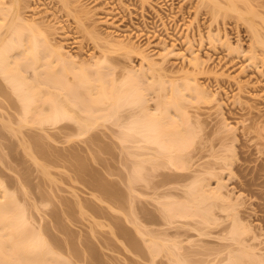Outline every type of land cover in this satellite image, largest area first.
<instances>
[{"label":"rangeland","instance_id":"1","mask_svg":"<svg viewBox=\"0 0 264 264\" xmlns=\"http://www.w3.org/2000/svg\"><path fill=\"white\" fill-rule=\"evenodd\" d=\"M8 1L9 0H0V2ZM258 2L264 4V0H259ZM199 3L200 0H21L19 3V11L22 17L25 18L28 23L36 21L35 23L42 25L41 29L42 27L43 29L41 32L47 28L46 30L49 33L47 32L46 34H50L48 38L53 41L52 43L60 46L65 54H71L76 58V61L91 62V64H93L102 59L103 56L107 57L108 60L103 62L100 66L104 67L105 71H108V74L105 72L108 78L113 75L112 78L114 77V79H116L115 81L117 84L113 83L114 85L119 84L124 74L128 76L134 71L140 75L144 69V75L142 74L144 79L141 80H144V82L146 81L149 88L140 80L142 75H140V77L138 76V80L136 79L140 82L139 84H145V88L149 89L148 91H143V104L145 102L144 107L147 106L145 110L142 109L144 113L149 110L148 113L154 112L156 113L155 115H160L163 106L158 103H161L163 97L166 96L165 98H170L171 95L175 94L176 87L171 90V81L181 84L187 77H189L190 81L192 78H197L196 81L199 80V84L205 87L204 90L207 92V96L208 94L209 96L211 95V97H209L211 98L209 102L198 104L196 102L197 99L194 98L192 93L193 91H187L177 86L179 89L176 88V90L181 91L180 93H184L186 96V101H183L184 103L180 102L183 104L182 107L190 114L189 116L193 121L197 118L201 123L200 126L202 125L201 129L195 128V133H193L195 134L194 143L191 147L186 149V151L191 150L188 152L194 153L195 157L193 159L183 158L181 153L183 155L184 151L178 154L179 159L177 158L178 155L175 157L177 158V162H181L180 166H184L185 164L183 170H177L175 166L166 164L167 160L164 158L165 160L160 159L154 162H158L157 164L161 165L163 160L162 164H165L166 167L165 165H163L164 167L158 165L159 168L161 167L162 169H158V172L154 171L151 174L152 167L150 164L146 163L144 165L147 168H144L145 171L142 172L144 176H153L154 174L156 178H152V176L149 178L150 180L155 179L154 182H156L157 179V181H161L162 179L166 180L165 176L162 178V175L165 174L161 172L171 173V177L173 175V178L174 176H178L181 172L184 173L185 175L182 174V176H185L183 181L179 180L180 183L175 181L177 185H175L176 183L174 182L171 184L173 187H176L173 191L179 194V197L175 196L171 199L175 202L180 201L182 203H185L186 199H189L188 201H191V206H194V210H200V212L195 210L199 216H197L196 219H185L186 221L183 218H174L177 223L172 220V224L174 221L176 224H174L175 226H171V224L168 225L165 221L164 224L163 220H161L162 218H160L162 217L161 209L157 211L159 208L158 206L162 204L158 202L160 200L163 202V200L160 199L158 202L155 201L159 205L152 201L157 200L155 198L156 196L154 197L155 199L151 198V200H148V198L151 197L152 189L148 188L149 191L151 190L148 192L150 195L145 196L147 191L144 192V190H146L147 187L145 188L144 185V187H137L140 188V190L135 187V189L139 190L140 194L142 192L144 199L140 198L142 195L139 196V192L137 190L135 191V189L134 193H136L132 194L139 196L135 197L136 202L137 199L141 201L137 202L139 204L138 206H136L137 203L134 204L138 212H136V210L133 211H135L137 215V218L136 216L135 218L138 220L140 227L144 226L143 231L144 229L148 231L150 227L155 228V231H159L160 236L159 234L158 236L164 237L165 232L168 234L173 233L170 228L168 229V226L174 227V229L176 227V231L179 228L181 229L174 232L178 233L181 231L182 233H179L180 237L171 235L167 238L170 237V239H173V242L177 241V243H180L181 253L185 255L192 254L187 257L189 264H203L207 259L204 253L206 254L211 247L214 249L215 246L225 243L216 238V236L218 237L219 233L223 231L222 228L224 225V228L229 227V224L231 225V217H228V215L232 214V212L237 213L238 211V215H242L246 218L245 224L252 226L254 231L249 234L250 238L254 235H257V237L261 235L260 242H264V221L262 220L264 219V153H262L264 150L262 146L264 139L259 137L252 128L250 132L247 129L251 124L250 119L252 117L255 119L257 115H263L260 121L264 123V62L251 65L249 59L251 37L244 21H237L235 14V16L232 14L226 16V18H224V16H219L217 20L215 18L214 20L209 13L206 14L207 9L202 8L199 10L197 8ZM255 9L257 10L260 8L256 7ZM95 33L99 36L98 39L93 38V34ZM226 41L228 42L226 43ZM120 43H126L131 46V48H114V44L118 45ZM228 43L230 45H227ZM229 46L233 48L238 46L239 48H237L239 50L237 49V52H235L234 49H232L234 52L230 51L228 49ZM193 52L196 55L198 54L201 65L203 66L198 67L199 71H196L197 67L195 68L189 61ZM142 56H146L148 60L146 59V61L143 62ZM152 61L158 63L157 67L159 70L155 72V74L150 71V65L148 64H153ZM202 62L204 63L202 64ZM27 64L30 65L29 63ZM108 66L109 70L110 68L112 69L111 72L107 70ZM40 69L37 70L38 73L43 71V68L42 70ZM25 71H23L21 76L28 77L26 83L28 82L29 84L32 80L34 82V79H36L34 78L36 77V71L34 72L32 68H29L27 72L24 73ZM126 71L127 73H125ZM77 72L78 69L73 72L70 70V72H67L68 74L65 73L67 75L64 76L66 77L67 85H72V83L76 85ZM109 72L112 74L111 76H109ZM125 75L123 80L126 77ZM160 75L165 76L164 81H166L167 84L165 82L162 83ZM42 76L43 75L40 76L39 82L43 83L46 77L43 76L44 78L42 80ZM3 77L4 76L1 75L0 72V183L2 181L5 184L6 191L9 190V193L15 192L14 194L17 196L20 194V198L16 197L21 201L19 199L17 201H20L18 202L19 204L24 205H21L22 208L26 207V215L30 223L29 228L33 226L35 230L41 229V227L47 230L48 238L57 242V247L54 248L57 252V256H55L56 260L68 258L72 264H151V255H149L150 258H145L147 256L146 253L149 251L145 252L146 256L141 254L143 257L145 256L144 258L142 256L140 257L139 254L135 257L136 253L134 254L133 250H128L125 244L126 242L124 241L125 239L123 238H136L142 241V239H139L140 236H138L135 228L130 224L133 220L135 221V219L130 208H127L128 206L124 199V196L128 194H125L126 192L123 188L127 186L125 187L120 180L124 178L125 174L129 175V170L132 169L131 165H125L127 159L132 163L134 161L136 162L137 159L139 162L141 156L144 155L143 153H146V150L135 151L132 149L135 151L133 153L128 147L126 149V145L129 146L130 142L134 141L138 136L135 137L132 134H127L124 129V131H121L119 124L122 125L126 123L127 120L129 121L131 114L132 116L135 114L143 116L142 110L135 105H126L124 108H121L122 110H119L120 115L118 119L117 117H112L108 119L103 118L102 120L97 116L95 118H100V120H98L95 125L93 118L91 122L90 120L92 119H88L89 121L86 120V112L84 110H80L72 104V106L67 104L65 93L61 94L60 90L53 86L47 87L43 85L40 86L42 89L38 87L39 89H36L35 92L38 93L35 97L39 102V104L38 102L36 104L37 110L30 112V114H32L26 117L27 120L30 121L32 115L36 118L35 114H50L51 110L48 112V110L45 109L50 108L47 101L53 98L66 109L63 111L69 118L67 117V119H64L53 127L54 125L52 126L50 122L44 123V125L38 124L37 121L33 122L32 120H35V118L33 119L32 116V120L28 125L26 124V126H24V124L20 126L21 119L25 115H22L23 113L21 111L23 110L16 96L17 94L15 95L13 93V88L9 86L6 78L4 79ZM145 77L147 78L146 80ZM62 79H64L63 77H61V81L65 82ZM193 79L191 83L194 82L195 79ZM128 80L130 79L128 78L124 81L127 82ZM39 82H36L37 84L35 83V85H38ZM150 83H154V85ZM28 84L26 86H29ZM109 84L111 85L112 83L109 82L108 85ZM75 85L72 87L74 88ZM145 88H142V90H145ZM75 90L76 89H74V91ZM39 92L40 94L42 93L41 97L39 96ZM80 93L82 94V91ZM176 93H178V91H176ZM83 94L85 95V93ZM191 94L193 96L192 99ZM43 101L44 104L42 105ZM159 106H161V108ZM158 108H160V110ZM41 109H44L45 112H41ZM171 110L169 112L172 114L165 113L166 121H170V119H167L168 114L172 115L170 117L171 120L175 118V110ZM101 112L103 111L101 110ZM69 113L71 115H69ZM148 113L146 112V114ZM154 113L152 114L154 115ZM21 116L23 117L21 118ZM74 116L77 117V119ZM89 122L94 123L93 125L91 124L92 126L95 125L94 127L89 126L92 127L91 129H87ZM82 124L85 125L82 126L85 127L83 128L85 131L89 130L83 135H81L83 132L80 131V125ZM83 129L82 131H84ZM139 139L138 137L134 142ZM134 142L131 145H133ZM131 145L130 147H132ZM233 147H235V150H233ZM136 152L139 153L136 154ZM233 152L237 154L236 161L241 164V168L237 170L236 163H234L231 167L234 176L231 177L228 171L222 172V169H219V167L220 165L222 167L224 163L223 159L229 156L232 157L234 154ZM129 153H133V157L136 154L137 157L133 159V157H130L132 155ZM239 153H241V156ZM185 154H187V152H185L184 155ZM182 159L184 162L180 161ZM188 159L190 162L187 161ZM129 161L127 162L128 164ZM179 163H177V165ZM128 166L130 168H127ZM171 166L173 167L171 168ZM211 170H215L216 174L210 175L208 172H213ZM159 172L161 176L156 175V173L159 174ZM128 175L126 176L128 177ZM145 178L147 179V177ZM255 178V185L250 187L246 185V183ZM98 180L100 182H98ZM139 180V182L137 181L136 183L140 184H135L134 186L141 185L142 181L141 179ZM194 180L199 182L202 180L203 182L201 181V185L206 186L204 189L207 191L214 190L220 186L218 184H221V195L227 196L226 198L229 200L231 199L230 202L233 204L235 203L234 205H236V208L234 210L237 211H233L231 208H228V206L226 209L223 208L226 206V202L227 204L230 202L228 203L229 200H225L226 202H224V200L222 201L220 198L209 199L212 201L209 202L208 200L206 201L207 203H203L204 205L202 204L200 207L196 208L194 205L196 204L194 197H186L187 195H185L181 189L182 186L190 185ZM109 181L112 185L115 184L116 192L117 188L120 187L118 188L120 193L122 187L121 193L125 192L122 197L124 203H126V209L128 210L124 211L125 204L123 201L114 202L115 200H112L115 205L114 207L113 204L111 206V201H109L111 202L109 203L107 202L108 200L105 199L106 202H103L102 200H104L103 198L105 197H103L102 192L100 194H102L103 198H100L101 195L98 192L105 189L102 185L108 184ZM111 183L109 184L110 186ZM159 183L157 182V184ZM92 185H94V187ZM177 187H179L182 192ZM22 188L23 190L21 191ZM249 189H251V191H249ZM161 190L162 189H160V191ZM126 191L128 192L127 189ZM1 192L3 191L1 190ZM24 192H26V194ZM119 193L117 192L116 196L117 194L119 195ZM120 195L118 196V200H120ZM1 197L3 199V195ZM116 204L119 207L122 204V208H120L123 211L115 209V213V210L112 208L117 207ZM37 205L39 206L37 207ZM230 205L232 204L230 203ZM34 206H36V209H34ZM109 206H111V208ZM155 206H157L156 211ZM191 206L189 207L190 211L193 210ZM119 207H117V209H119ZM108 208L112 210H108ZM224 209H230L232 212L227 215V211L225 212ZM208 211L210 212L209 215L207 214ZM146 213L148 214L146 215ZM140 214L147 217L144 219L145 216L142 218ZM159 214L161 215L160 217ZM113 215L114 217H112ZM126 216L129 218H125ZM131 216L132 218H130ZM152 216H157V219ZM123 218H125V220ZM213 218L220 219L216 220L217 223L224 221V219L226 222L224 221L222 223V225L224 224L223 227L220 225L221 223L219 227H217L218 225L216 227L212 226L211 228L203 227L201 222L204 219L212 221ZM127 219L129 221L131 220V222H126ZM181 219L182 222L180 221ZM184 221L185 223H183ZM105 224L107 227H105ZM112 224L115 226L117 225L119 228L121 225L124 227L121 226V232L118 230V233V231H115L117 227L113 228L114 225L112 226ZM181 224L184 227L186 226L185 224H190L187 225L189 227H183L186 229V232L182 229ZM58 226L61 227L59 228ZM108 226L114 230L113 233L110 232L111 229H109ZM159 226L164 230V233L161 231L164 236H161ZM193 226L197 227L198 230L192 228ZM258 227H261V229ZM156 228L158 229L156 230ZM130 229L133 232L132 235H135L134 237L131 236L132 232ZM174 229L173 231H175ZM202 229L210 231L211 237L200 236L199 230ZM182 230L186 235L184 234L183 236L184 232ZM212 232L214 233L212 234ZM222 233L220 235H222ZM214 234H216V236ZM158 236L155 237L158 238ZM212 236H214V238ZM177 237L180 238V240ZM258 238L255 241H257ZM183 239H186L187 243ZM255 241L251 243L254 245L258 243V248L262 247L261 249L263 250V242L261 244L259 240L256 243ZM173 242L168 246L170 247L173 245ZM260 245L262 246L260 247ZM70 246L72 248L74 247L76 252L79 250L82 254L78 252V254H76L78 256H76L69 252L66 253V248L69 250L71 248ZM168 246H166V248H169ZM78 247H80V249ZM145 248H147V246ZM164 248L162 252L167 253ZM170 248H172V246ZM146 250H148V248L145 249V251ZM211 251L212 250L209 251V254ZM165 256L164 254L157 255L155 259L156 262L153 260L154 264H169L170 258L167 259L168 257Z\"/></svg>","mask_w":264,"mask_h":264},{"label":"bare ground","instance_id":"2","mask_svg":"<svg viewBox=\"0 0 264 264\" xmlns=\"http://www.w3.org/2000/svg\"><path fill=\"white\" fill-rule=\"evenodd\" d=\"M258 1L259 0H241V1L240 0L239 1H237V0H200V3L198 4V7H197L199 10L202 8L207 9L206 14L209 13L210 16L213 19L215 18L216 20L218 19L217 17H219V16L220 17L224 16V18H226V16H230L232 14L233 16L236 15L235 17L237 18V21L242 20L245 22V24L247 26V30H248L250 37H251V47H250V52H249L250 53L249 59L251 61V65L264 62V4H261V2H258ZM8 2H0V70H1L0 72H1V75L4 76L3 78L4 79L6 78V81L8 82L9 86H11V88H13V93L15 95L17 94L16 96L18 97L19 102L21 104V107H22L21 109L23 110V111H21L23 114L22 113L21 114L23 116L25 115L24 116L25 118L23 116H21V118L23 117L22 119L20 118L21 122L19 119L20 126H23L24 124H25L24 126H26V124L28 125L31 122L33 115L30 117L31 118L30 121L27 120L26 117H28V115H31L32 113L30 114V112H33V110H37L36 104L38 101L36 100L37 98H35V97L38 93H35V92H36V89L37 90L39 89L38 87L43 86V85H46L47 87L53 86L54 88L59 89L61 94L65 93L67 104L68 105L72 104L74 107H78L80 110H84L86 112V120H88V119L90 120L93 118L95 125L97 124L98 120H100V118L103 120V118L108 119V118H112V117L113 118L117 117V119H118L119 115H120L119 110H122L121 108H124L126 105H128V106L135 105V106L139 107L141 110L146 109L147 106L144 107L145 102L143 104V101H144L143 91L144 92L146 90L148 91L149 89H147V88H149V86H148L146 81L144 82V80H141V79H144L143 78V75H144L143 72H145L144 69L142 70V73L140 74V75L143 74L141 76L140 80L143 81L142 83H145L147 85V88H145V86H146L145 84H144L145 86L142 84H139L140 82H138L137 80L139 79L138 76L140 77V75L134 71H132L133 73L131 72L128 76H127V74L126 75L124 74L126 76L124 80H127L128 78L130 80H128L127 82L124 81L123 80L124 75H123V78L121 79L119 84L114 85L113 83L117 84V82L115 81L116 79H114V77L112 78L113 71H112V74L110 73L112 69L110 68V70H109L108 69L109 66L107 67V70L110 71L109 76L112 75L110 78H108L105 74V72L108 74V71H105V68L100 66L103 62L108 60L107 57L103 56L102 59L96 61L93 64H91V62L76 61L75 57H73L69 53L65 54L64 51H62V48L60 46L52 43L53 41L48 38V37H50L49 36L50 34H46L48 32L46 30L47 28L44 29L46 32L43 30L45 33L43 31L41 32V30L43 29V27L41 29L42 25L35 23L36 21H34V22L32 21V22L28 23V21H26L25 18L22 17V15L19 11L20 10L19 9V3L21 2V0H9ZM256 7L260 8V9L256 10L255 9ZM93 38L98 39L99 36H97V34L95 33V34H93ZM227 42L228 41H226V43ZM124 44H126V43H122V44L120 43L118 45L114 44L115 45L114 48L115 47H120L123 49L124 48H129V49L131 48V46H129L127 44L124 45ZM227 45H230V44L228 43ZM237 47L233 48L232 46H229L228 49L230 51L234 52V50H235V52H237V49L239 48V47L238 48ZM232 49H234V50H232ZM142 59L144 62V61H146L147 58H146V56H144ZM189 61H190V63L193 64V66L195 68L197 67L196 71L199 69L198 67H203L201 65V61H200L198 54L196 55V54H194V52H193L192 57L190 58ZM27 63H29L30 65H28ZM203 63L204 62H202V64ZM148 64L150 65L149 66L150 71L153 72L154 74H155V72H157L159 70L157 67L158 63L153 62V64L152 63L151 64L148 63ZM12 65H13V67H12ZM30 66H33V67H30ZM26 67H28V68L25 69ZM29 68H32L34 70V72L36 71V77H34L36 79L33 78L35 81L33 82V80H32V82L28 84V82L26 83V80L28 77L27 76H21V74H23V71H25V70L26 71L24 73H26ZM42 68H43V71H41V73L40 72L38 73L37 70L38 69L42 70ZM77 69H78V72L76 74V77H77L78 81L76 80V82H77L76 85L77 84L78 85L76 86L74 83H72V85L71 84L67 85V82H66L67 80L65 79L66 77H64V76H67L66 74H68L67 73L68 71L70 72V70H72V72H73L74 70H77ZM148 71H149V69H148ZM125 73H127V71ZM147 73H146V76H147ZM153 73H151V74H153ZM41 75L46 77V79H45V81H43V83L39 82V78ZM43 76H42V80L44 78ZM24 77H26V78H24ZM61 77L64 78L62 80H64L66 83L61 81ZM160 77L162 78V83L163 82L166 83V81H164L165 76L160 75ZM146 79L147 78L145 77V80ZM192 79L190 81L189 77H187V78H185V80H183V82H181V84L180 83L178 84L174 81H171L170 82L171 86H172L171 90H173L175 87L178 88L177 86H179V88H181V89H185L187 91H193L192 93L194 95V98L197 99L196 102L198 104L209 102L210 101L209 99H211L209 97H211V95L209 96V94H208V96H207V92H205V90H204L205 87H203L201 84H199V80H197L198 82L196 81L197 78H194L195 79V80L193 79L194 82L191 83ZM30 81H31V79H30ZM36 82H39L38 83L39 86L35 85ZM109 82L112 83L111 84L112 86L110 84L108 85ZM27 84L29 86H26ZM150 84H152V83H150ZM74 85H75V87L73 88L72 86H74ZM152 85H154V83ZM40 88L42 89V87H40ZM80 88H81L82 94L80 93L81 92ZM142 88H145V90H142ZM176 88H175V94L171 95L170 98L169 97L165 98L166 96L163 97L161 100V103H158V104H162L161 106H163V109L161 108V106H159L161 108L160 115L157 116V115H155L156 113H154V112L148 113L149 110L146 111L148 113V114H146V112L144 113L142 110L141 112L143 113V116H139L136 114L134 116H132V114H131L130 118H129L130 120L129 121L127 120L128 122L126 121V123H124L122 125L119 124L120 125L119 128L121 129V131L126 130L125 132L127 134H132L135 137L138 136L140 138L139 140L134 142L136 139H138V137H136V139L133 137L135 140L133 139L134 141H131L130 145L134 142V144H133L134 146L131 145L132 147H130V145L129 146L126 145V147H125L126 149L128 147L130 150L133 149L135 151L146 150V153L144 152L143 153L144 155L142 154L143 156H141V159L139 160V162H138V159L136 160V162L133 160L134 161L133 163L131 161H129L128 159L126 162L124 161L126 166L131 165V167L133 169V170L132 169L129 170L130 171L129 175L125 174V176L123 178L124 180L123 179L120 180V181H122V183L124 184L125 187L127 186L126 188H123L126 193L125 192H123V193L128 194V195L124 196V194L121 193L122 187L120 189V193H121V195H120L119 190H118V188H120V187H118L117 192L120 195V200H118L119 195L117 194V196H116V193H117L116 188H115L116 186H114L115 184L112 185V183L110 181L108 184L106 183L105 185H102V186H104L105 189H102L101 191L99 189L100 192H98L99 194L102 192L103 197H105V198H103L102 194H100L101 195L100 198L102 197L104 199V200H102V199H100V200H102L103 202L104 201L106 202V200H108L107 202L111 201L112 203L111 202H109V203H111V206L113 204V207L115 206L114 202H116V201L122 202L123 201V203H124V199H125V202L127 203V206H128L127 208L128 209L130 208V211L133 213L134 219H135V221L133 220L132 223H130L131 220L129 221L128 219L126 220V222L129 221V223L132 224L131 226L135 228V231L138 233V236L141 237V238L139 237V239H142V241H140L136 238H133L135 235L134 236L132 235L133 232L130 229L132 232L131 236H133L132 237L133 239L123 237L125 239L124 241L126 242L125 244H126L128 250H130V251L133 250L134 252L133 251L132 252L134 254L136 253L135 257H137L138 254L141 257L142 255H145V252L149 251L148 253H146L147 256L145 255L146 257L145 256L144 257L147 258V257H149V255H151L150 257L152 258V261L149 259L151 264L152 263L154 264L153 260H155L157 255H159V254L166 255L165 257H168L167 259L170 258L169 264H170V262H171V264H189V262L187 261V257H189V255H192V254L187 253L188 255H185V254L181 253L180 252V246H179L180 243H177V241L173 242V239H170V237L169 238H167V237L171 236V235L180 237L179 233L181 231L178 233H174V232H177L181 229L179 228L176 231V227H175V229H174V227H171V226L176 225L175 224L176 220L174 218H176V219L183 218L184 220L185 219H187V220L188 219H196V217L199 216L196 211L200 212V210H196V209H195L196 211L194 210V206H191V201H188L189 199H186L185 203L184 202L182 203L180 201L175 202L171 199V198L179 195L178 192L176 193L173 191V189L176 187L175 186L173 187L171 184L173 182L176 183L177 181H178L177 183H180L179 180L183 181V179H185V176H182V174L185 175L184 173H182V172L179 173V171H178L179 175L174 176V178H173V175L171 177V173L167 172L169 174L168 175L167 173L161 172L162 174H165V175H162V178H163V176H165V178H166V180L162 179L164 182L161 180L163 183L161 181H157L158 179L156 180V182H154L155 179L154 180L152 179L153 180V182H152V180L149 179L152 175L149 176V175H147L148 174L147 173L146 174L147 176H144L142 173L143 171H145L144 168L145 169L147 168L144 165L146 163L150 164L152 167V168L149 167L152 170V172H150L151 174L154 171L158 172V169L159 170L162 169L161 167H164L163 165H165V164H162L163 160H162V162L160 161L161 165L157 164L158 162L155 163L154 161L155 160L159 161L160 159H164V158L167 160L166 164H168V165L171 164V165L175 166V168L177 170H179V169L183 170L185 164H184V166L183 165L180 166L181 162L180 163L177 162V158L179 159L178 154L183 152V151H184V153L187 152V154H185V155H184V153H183V155L181 153V156H183V158L193 159L195 157L194 153L188 152L191 150L186 151V149L188 147H191V145H193V143H194L195 134H193V133H195V128L201 129L202 125L200 126L201 123L197 118L194 119V121H193L191 119V117L189 116L190 114H188L186 109L184 107H182V105H183L182 103H184L183 101H186L185 100L186 96L184 95V93L181 94L180 93L181 91L176 90ZM74 89H76L75 90L76 92L74 91ZM73 91H74V93H73ZM176 91H178V93H176ZM83 93H85V95ZM39 94H40V92H39ZM39 96L41 97L42 93ZM192 97L193 96L191 94V99H192ZM68 101L70 104L68 103ZM180 102H182V103H180ZM47 103L50 105V108L45 109V110H48V112L51 110L50 114H48V113H47V115H45L44 113H43L44 115L43 114H37V115L35 114L36 118L33 116V119L35 118V120H32L33 122L37 121V123L40 125H42V124L44 125V123L50 122L51 125L52 126L54 125L53 127H55L57 124L62 122L64 119H67L68 116L63 111L66 109L61 104H58L55 98L49 99L47 101ZM194 103H195V101H194ZM38 104H39V102H38ZM43 104H44V101H43L42 105ZM40 106H41V104H40ZM160 108H158V109L160 110ZM171 109L175 110V113H174L175 118L173 116L174 119H172V120L170 118L172 115H169V114H172L169 112ZM101 110L103 112H101ZM105 110H107V111H105ZM108 110H110V111L112 110V111L110 112ZM42 111H44V109L43 110L41 109V112ZM97 112L100 114H98ZM171 112H172V110H171ZM101 113H102V116H101ZM152 113H154L155 116ZM165 113L166 114L169 113L167 115V119H170V121L165 120L166 119ZM69 115H71V114L69 113ZM92 115H93V117H92ZM97 116H99L100 118L99 119L95 118ZM262 117H263V115H261V116L257 115L255 119H253V117H252L250 119L251 124L247 127V129L250 132V130L252 128L254 130V132H256V134L259 137H262L264 139V123L262 121H260V118H262ZM75 118L77 119V117H75ZM93 119L90 120V122L93 121ZM83 120H85V119H83ZM104 120H106V119H104ZM72 121H74V120H72ZM90 122H89V125L87 126V129L88 128L91 129L92 127L95 126V125L92 126L94 123H90ZM31 124H34V123H31ZM35 124H36V122H35ZM85 124H88V123H85ZM83 125L84 124L80 125L81 127L79 126L81 128L80 131L83 132L81 135H83L84 133H87V131H89V130L85 131L83 129L85 127H82ZM89 126H92V127H89ZM10 127H11V125H10ZM82 129L84 131H82ZM25 146H26V144H25ZM262 146L264 148V143H262ZM133 150H132V152L134 153L135 151H133ZM233 150H235V147H233ZM133 153L130 154L132 156H130V155L129 156L133 157ZM137 153H139V152H136V154ZM233 153L234 154L232 155V157L229 156V157L223 159L224 163H223L222 167H221V165L219 167V169L220 168L222 169V172L228 171L229 175L231 177L234 176V172L231 168L234 163H236V169L237 170H240V168H241V164L237 163V161H236V155L237 154H235V152H233ZM262 153H264V150L262 151ZM136 154L134 155V157H137ZM177 155H178V157H177ZM239 155L241 156V153H239ZM10 157H12V156H10ZM134 157H133V159H134ZM175 157H177V158H175ZM189 159L187 161H189ZM128 161H129V164L127 163ZM180 161H183V159ZM183 162H182V164H183ZM177 163H179V164L177 165ZM158 165L161 167L159 168ZM129 166L127 168H130ZM173 166H171V168ZM165 167H166V165H165ZM173 170H174V168H173ZM211 171H213V170H211ZM208 173L210 175L216 174L215 170L213 172H208ZM126 175H128V177ZM156 175L161 176L160 172H159V174L156 173ZM24 176H25V174H24ZM79 176H81V175H79ZM145 177H147V179ZM153 177L156 178V176H154V174H153L152 178ZM139 179H141V181H142L141 185L134 186L135 184L136 185L140 184V183H138V184L136 183ZM159 179H160V177H159ZM255 180H256V178L253 180H250L248 183H246V185L249 187L252 185H255L256 184ZM201 181L202 180H200V182ZM98 182H100V181L98 180ZM157 182L158 183L161 182L162 184L159 183V184H161V185H159V184H157ZM200 182L197 180H194L190 185L182 186V188H181L183 190V193L185 195H187L186 197H194V200L196 203L194 205L196 206V208L200 207V205H202L203 203H207L206 201H208L209 199H215V198L219 199L220 198V199H222V201L224 200V202H226L225 200H229L228 198H226L227 196L225 197V196L221 195V193H222L220 191L222 188L221 184H218V185H220V186H218V188H216L214 190L207 191L204 189V187H206V186L201 185L203 181L201 183ZM104 183H105V181H104ZM110 183H111V186L109 185ZM177 183L175 185H177ZM153 184H154V186L155 185L156 186L154 187ZM7 185H10V184H7ZM143 185L145 186V188L147 187V189L144 190V192L147 191L146 192L147 194L145 196L150 195V193H148V192H150L151 190L149 191V189L153 190V191H151L152 194L150 195L151 197L148 198V200L149 199L151 200V198H153V199L156 198L157 200H152V201H154V203L158 202L160 199L163 200V202L161 200L158 202L159 204H160V202L162 203L160 205L156 203L157 205H159L158 206L159 208L157 209V206H155V211H156V209H157V211L158 210L160 211V209H161L162 217H160L161 216L160 214H159V217L162 218L161 220H163V222L165 221L168 225L171 224V226H168V229L170 228L173 233H171V234H168L166 232L164 233L163 232L164 230H162L159 226L161 236H164V234H165L164 237H159L160 234H159V231L157 230L158 228H156L157 231H155V228H151V227L149 228L148 231H147V229L146 230L144 229V231H143L144 226L140 227L138 220H136L137 215H136L135 211H133V210L137 209L136 206L139 205L137 202H141L140 200L138 201V199L136 202V199H135V197H139L142 195V192H141V194L139 192L140 188H137V187H141V186L144 187ZM203 185H205V184H203ZM92 186L94 187V185H92ZM98 187H100V186H98ZM135 187L139 190L135 189ZM177 188H179V187H177ZM126 189L128 190V192L126 191ZM134 189H135V191L137 190L139 192L138 193L139 196L132 195V194L136 193V192L134 193ZM160 189H162V190L160 191ZM181 189H180V191H181ZM1 190L4 193L1 192ZM22 190H23V188L21 189V191ZM7 191L5 188V184L1 181L0 192L3 194L0 193L1 194L0 197L3 195V199H2V197L0 199V264H72V262L68 258L67 259L65 258L62 260H56L55 259V256H57L56 255L57 252L55 251L54 248L57 247V244H56L57 242L55 240H51L50 238H48L47 230L42 229V227H41V229L37 228L38 230H35V227H33V226L30 227L33 229L29 228L30 223H29V220H28L27 215H26L27 214V210L25 209L26 207L22 208V206H24V205L18 203L21 201L19 199L20 194H19V196H17L16 194H14L15 192L9 193V190H7ZM249 191H251V189H249ZM26 192H24V193L26 194ZM35 194H37V193H35ZM104 194H105V196H104ZM16 196L19 197L18 199L20 201H17L18 199ZM122 196H124L125 198L123 199ZM143 196L144 195H142L140 198H143ZM33 197H35V196H33ZM41 198H43V197H41ZM21 199H23V198H21ZM143 199H141V200H143ZM112 200L113 201L115 200V201L113 202ZM230 200L228 201V203L230 202ZM41 201H42V199H41ZM102 201H100V202H102ZM152 201H150V202H152ZM210 201H212V200H209V202ZM126 203H124L125 204V206H124L125 210L124 211L128 210V209H126ZM135 203H137L136 206L134 205ZM144 203H146V202H144ZM230 203L232 205H230ZM230 203L227 204V202H226V206H224L223 208L226 209V207L228 206V208H231L233 211H237V210H234L236 208V205H234L235 203L234 204L232 202H230ZM44 205H45V203H44ZM121 205H120V207H121ZM38 206L39 205H37V207ZM111 206H109V207L111 208ZM116 206H117V204H116ZM190 206L193 208V210H191V211L189 208ZM117 207H119V206H117ZM117 207L112 208V209H114V210L116 209L119 211L122 210L121 209L122 207L121 208L119 207V209H117ZM223 208H222V210H223ZM24 209H25V211H24ZM34 209H36V206H34ZM112 209L108 208V210H112ZM143 209H144V207H143ZM225 209H224V211L225 212L227 211V215L230 214V212H232V211H230V209H228V210H225ZM105 210H107V209H105ZM116 210H115V213H116ZM136 212H138V211L136 210ZM209 213L210 212L208 211L207 214L209 215ZM234 213L232 212L233 215L232 214L228 215V217H231L230 220L232 222H231V225L229 224V227H227V228H224L225 227L224 224H223L224 227L222 225V223L225 221V219H224V221H220L221 224L217 223V221H216V220H220V219H214V218H213V220L211 219L212 221H210L209 219H204L201 222L203 227H206V228L207 227L211 228L212 226L216 227L217 225H218L217 227H219L221 225L223 227L222 228L223 231L222 230H220V231H222L224 233L221 232L222 235H220L221 233L217 232V233H219L218 237L216 236V234H214V235L220 241L225 242L223 244L222 243L219 244L220 246L217 245L218 247L215 246L217 248L214 247V249H213L211 247L210 250H212V251L210 252V254H209L210 250L208 248H206L209 250L208 252L202 251V252H206V254L204 253V256H206V258H207L205 260V257H204L205 261L203 260L204 261L203 264H264V249L263 250L261 249L262 245H260L261 248H258L259 244L256 243L259 240V243L262 244L263 241L260 242L261 235L258 236L259 238L257 237V235H254L252 238H250L249 234L252 233V231H254L252 226L245 224L246 218L243 217L242 215L241 216L238 215L239 214L238 211H237V213L236 212H234ZM99 214H101V213H99ZM147 214L148 213H146V215ZM156 215H157V213H156ZM135 216H136V218H135ZM143 216H145V215H143ZM143 216H142V218H143ZM112 217H114V215ZM146 217L147 216H145L144 219ZM152 217H155V216H152ZM125 218H129V217L126 216ZM125 218H123V219L125 220ZM130 218H132V216ZM172 220L175 221V222L173 221V224H172ZM262 220L264 221V219H262ZM180 221L182 222V219ZM185 221L183 223H185ZM126 222H124V223H126ZM165 222H164V224H165ZM118 224H121V223H118ZM130 224H127V225H130ZM113 225L114 224H112V226ZM127 225H126V228H127ZM183 225L181 226L182 229L186 228V226L190 225V224H185L186 225L185 227ZM121 226L119 228V227H117V225L116 226L114 225L113 228L117 227V229L115 230L117 232L118 230L119 231L121 230ZM105 227H107L106 224H105ZM122 227H124V226H122ZM132 227H130V228H132ZM187 227H189V226H187ZM126 228H125V230H126ZM134 228H132V229H134ZM166 228H167V226H166ZM192 228L197 229V227H195V226H193ZM258 228L261 229V227H258ZM109 229H111V227H109ZM173 229L175 231H173ZM205 229L199 230L200 236H210L211 235L210 231H207ZM58 230H60V229H58ZM113 231L114 230L111 229L110 232L113 233ZM119 231H118V233H119ZM145 231H147V232H145ZM161 231L164 233L163 235H162ZM184 231L186 232V229H184ZM185 232L183 233V236H184ZM213 233L214 232H212V234ZM158 234H159V236H158ZM113 235H115V234H113ZM122 236H125V235H122ZM155 236H158V238H156ZM181 236H182V234H181ZM212 237L214 238V236H212ZM177 238H175V239H177ZM257 238H258V240L255 241ZM178 239L180 240V238H178ZM122 240H121V242H122ZM183 240H185L187 243L186 239H183ZM183 240H181V241H183ZM253 241H255V243L258 246L252 244L251 242H253ZM171 242H173V245H171L172 248H170L171 246L170 247L168 246L171 244ZM105 243H107V242H105ZM105 243H104V245H105ZM263 245H264V242H263ZM146 246H147L148 250L145 251V249H147V248H145ZM166 246H168L169 248H166ZM94 247H95V245H94ZM78 248L80 249V247H78ZM163 248L167 251V253L162 252ZM199 250H201V249H199ZM65 251H67L66 253L69 252L70 254H73V255L74 254L76 255V254H78V252H80L79 250H78V252H76L74 247L73 248L71 247L69 250L66 248ZM126 252H127V249H126ZM80 253L82 254V252H80ZM81 254H80V256H81ZM167 254H168V256H167ZM76 256H78V255H76ZM94 256H95V254H94ZM208 256L210 259L208 258ZM58 257H59V255H58ZM140 257H138V258H140ZM155 262H156V260H155ZM166 264H168V263H166Z\"/></svg>","mask_w":264,"mask_h":264}]
</instances>
